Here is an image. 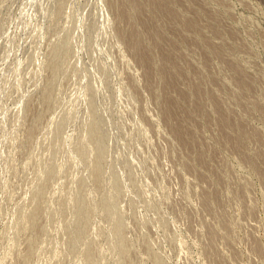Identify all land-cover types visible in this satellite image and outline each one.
<instances>
[{
  "label": "rangeland",
  "instance_id": "rangeland-1",
  "mask_svg": "<svg viewBox=\"0 0 264 264\" xmlns=\"http://www.w3.org/2000/svg\"><path fill=\"white\" fill-rule=\"evenodd\" d=\"M0 264H264V0H0Z\"/></svg>",
  "mask_w": 264,
  "mask_h": 264
}]
</instances>
